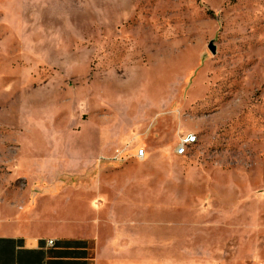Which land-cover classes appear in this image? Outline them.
<instances>
[{"label":"rangeland","instance_id":"obj_1","mask_svg":"<svg viewBox=\"0 0 264 264\" xmlns=\"http://www.w3.org/2000/svg\"><path fill=\"white\" fill-rule=\"evenodd\" d=\"M38 198L104 264H264V0H0V214Z\"/></svg>","mask_w":264,"mask_h":264},{"label":"crops","instance_id":"obj_2","mask_svg":"<svg viewBox=\"0 0 264 264\" xmlns=\"http://www.w3.org/2000/svg\"><path fill=\"white\" fill-rule=\"evenodd\" d=\"M78 200H69V203ZM57 202H63V199L38 198L34 210V217L44 221L38 222V226L49 225L51 230L17 231L13 223L6 221L5 215L10 211L1 212L0 264H104L100 251L104 229L101 214L91 228L83 221L85 217L81 218L77 212L68 214L60 206L52 208V203ZM42 206L48 208L40 210ZM108 219L112 220V213ZM48 240L53 241L52 246L46 245Z\"/></svg>","mask_w":264,"mask_h":264},{"label":"built area","instance_id":"obj_3","mask_svg":"<svg viewBox=\"0 0 264 264\" xmlns=\"http://www.w3.org/2000/svg\"><path fill=\"white\" fill-rule=\"evenodd\" d=\"M197 142V136L193 133H189L186 134L185 136H183L180 140L179 143L177 144V146L174 148V155L176 157H185L186 153H187V149L191 146H193L195 143ZM144 157V150L143 149H138L135 152V158L140 160ZM47 246H52L53 245V241L52 240H48L46 242Z\"/></svg>","mask_w":264,"mask_h":264},{"label":"water","instance_id":"obj_4","mask_svg":"<svg viewBox=\"0 0 264 264\" xmlns=\"http://www.w3.org/2000/svg\"><path fill=\"white\" fill-rule=\"evenodd\" d=\"M209 49L211 50V52H213V48L211 46H209Z\"/></svg>","mask_w":264,"mask_h":264}]
</instances>
